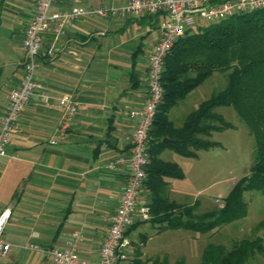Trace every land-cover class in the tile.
<instances>
[{
    "label": "crops",
    "instance_id": "obj_1",
    "mask_svg": "<svg viewBox=\"0 0 264 264\" xmlns=\"http://www.w3.org/2000/svg\"><path fill=\"white\" fill-rule=\"evenodd\" d=\"M128 1L58 0L53 9L116 8ZM37 2L3 0L0 116L7 110L11 89L22 77V36ZM160 21V16L146 14L96 16L76 21L60 34L51 27L42 35L39 67L34 76L38 89L11 134L6 156L0 158V207L10 210L2 235L10 250L0 264H53L46 256L31 251L32 245H72L76 255L88 264L97 263L127 179L125 165L115 170L107 169V165L117 156L129 154L135 124L129 111L143 103L147 57L159 38ZM202 84L169 110L168 119L174 128H180L187 115L211 96L202 93ZM41 91L49 96L50 104L41 101ZM62 95L73 99L77 112L70 120L66 137L50 145L61 117L52 103ZM184 103L189 108L185 109ZM201 151L192 158H198ZM167 153L172 155L166 158ZM174 154L165 149L159 159L181 168L185 160L192 159ZM163 180L168 202L190 205L196 201L193 197L186 202V193L180 198L175 195L180 179ZM221 194L215 199H221ZM149 204L150 193L143 186L138 207ZM161 227L136 216L127 231L132 241L127 264H133L135 259L140 264L163 260L169 264L164 252L150 247L155 238L172 231ZM142 235H146L145 241L136 245Z\"/></svg>",
    "mask_w": 264,
    "mask_h": 264
},
{
    "label": "trees",
    "instance_id": "obj_2",
    "mask_svg": "<svg viewBox=\"0 0 264 264\" xmlns=\"http://www.w3.org/2000/svg\"><path fill=\"white\" fill-rule=\"evenodd\" d=\"M2 4L0 0V16ZM213 72H228L225 88L211 94L187 115L180 128H174L168 119L169 110ZM162 88V102L150 131L144 182L150 193L148 220L161 225L162 230L205 233L243 219L248 208L244 194L255 191L264 196V8L209 23L177 40L164 62ZM219 107H231L250 131L254 139L253 164L249 174L223 198L222 207L196 214L200 206L197 200L190 205L168 202L163 178L182 179L183 173L176 164L160 160L159 155L170 149L183 157H195L199 150L217 147L218 143L209 140L212 133L234 128L215 112ZM163 138L175 142L165 143ZM141 239L143 243L146 235ZM261 242L260 238L242 240L228 252L221 245L208 244L200 264H245L255 252H263ZM135 253L139 255L138 249ZM133 264L140 261L135 259Z\"/></svg>",
    "mask_w": 264,
    "mask_h": 264
},
{
    "label": "built area",
    "instance_id": "obj_3",
    "mask_svg": "<svg viewBox=\"0 0 264 264\" xmlns=\"http://www.w3.org/2000/svg\"><path fill=\"white\" fill-rule=\"evenodd\" d=\"M57 1L38 0L32 19L23 32L22 77L11 89L7 110L0 116V158L6 156L11 134L17 128L24 108L38 89L34 76L39 67L38 58L45 32L53 27L60 34L74 22L96 16L146 14L161 17L159 38L147 57L143 103L129 111V116L135 122L129 154L119 155L107 165L109 170L125 165L127 179L122 188L119 206L110 218L96 264H127L132 247L127 230L134 224L136 216L143 221L150 217L148 207H138V199L147 178L150 131L163 98L162 74L167 55L177 40L202 27L200 22L215 23L263 9L264 0H129L116 8L75 6L64 11L53 9ZM39 96L44 104H50V98L44 91ZM52 104L61 113L58 127L49 139L50 145H56L66 137L70 120L77 112V104L67 95L55 98ZM9 218L10 210L0 207V263L10 250V245L2 239ZM29 249L46 256L53 264H88L87 260L76 255L72 245L62 248L32 245Z\"/></svg>",
    "mask_w": 264,
    "mask_h": 264
},
{
    "label": "rangeland",
    "instance_id": "obj_4",
    "mask_svg": "<svg viewBox=\"0 0 264 264\" xmlns=\"http://www.w3.org/2000/svg\"><path fill=\"white\" fill-rule=\"evenodd\" d=\"M207 24L205 21L200 22L202 27ZM199 29H194L193 32ZM227 76L228 72H213L202 84V93L207 96L224 89ZM187 104H183L185 109L189 108ZM215 112L234 128L220 133L214 132L209 140L218 143V146L198 152V158L190 157L192 159L185 160L182 168L179 167L183 178L176 182L179 191H175V195L178 198L186 193V202L193 197L199 202L196 214L222 207L223 198L239 179L249 174L254 159V139L235 111L231 107H221L215 109ZM171 155L167 153L166 158ZM225 190L227 192L223 195ZM219 194L223 197L215 199ZM244 200L248 208L243 219L205 233L185 229L168 231L151 241L150 247L164 252L169 264L171 260L176 262L181 259L184 264H200L202 252L208 244L221 245L228 252L242 240L260 238L263 252H255L245 264H264V196L255 191L246 192ZM141 243L142 239H139L136 245Z\"/></svg>",
    "mask_w": 264,
    "mask_h": 264
},
{
    "label": "water",
    "instance_id": "obj_5",
    "mask_svg": "<svg viewBox=\"0 0 264 264\" xmlns=\"http://www.w3.org/2000/svg\"><path fill=\"white\" fill-rule=\"evenodd\" d=\"M162 141L165 142V143H174L175 142L174 140L169 139V138H163Z\"/></svg>",
    "mask_w": 264,
    "mask_h": 264
}]
</instances>
